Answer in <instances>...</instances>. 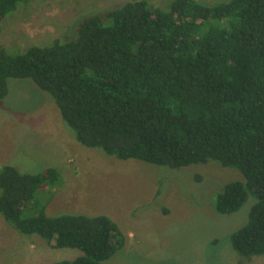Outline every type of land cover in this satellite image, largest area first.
<instances>
[{
  "label": "trees",
  "instance_id": "obj_1",
  "mask_svg": "<svg viewBox=\"0 0 264 264\" xmlns=\"http://www.w3.org/2000/svg\"><path fill=\"white\" fill-rule=\"evenodd\" d=\"M30 3L0 0V24ZM92 15L75 40L17 55L0 45V99L8 80L30 79L87 148L174 170L212 161L238 170L244 182L225 185L216 212L237 213L253 195L231 244L245 259L264 256V0H174L167 9L140 0ZM59 178L5 166L0 214L24 235L83 253L55 264H104L126 239L110 218L23 217L36 190Z\"/></svg>",
  "mask_w": 264,
  "mask_h": 264
},
{
  "label": "rangeland",
  "instance_id": "obj_2",
  "mask_svg": "<svg viewBox=\"0 0 264 264\" xmlns=\"http://www.w3.org/2000/svg\"><path fill=\"white\" fill-rule=\"evenodd\" d=\"M133 1L140 0H31L0 24V45L17 55L33 46H51L59 37L75 40L81 22L92 13L119 10ZM145 1L167 9L174 0ZM8 88L0 99V171L11 166L26 175L48 169L60 175L55 184L36 190L25 219L39 209L49 217L110 218L126 239L104 264H264V256L245 259L231 244L233 233L247 223L255 197L250 195L232 215L216 212L225 185L244 182L238 170L214 161L174 170L119 160L80 144L53 98L32 80L10 79ZM82 255L22 234L0 214V264H55Z\"/></svg>",
  "mask_w": 264,
  "mask_h": 264
}]
</instances>
